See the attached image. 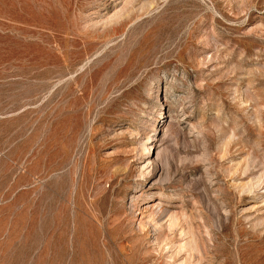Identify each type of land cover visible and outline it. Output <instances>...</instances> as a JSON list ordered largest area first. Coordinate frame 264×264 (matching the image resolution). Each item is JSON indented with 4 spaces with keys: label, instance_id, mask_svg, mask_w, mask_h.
Here are the masks:
<instances>
[{
    "label": "rangeland",
    "instance_id": "obj_1",
    "mask_svg": "<svg viewBox=\"0 0 264 264\" xmlns=\"http://www.w3.org/2000/svg\"><path fill=\"white\" fill-rule=\"evenodd\" d=\"M0 264H264V0H0Z\"/></svg>",
    "mask_w": 264,
    "mask_h": 264
},
{
    "label": "bare ground",
    "instance_id": "obj_2",
    "mask_svg": "<svg viewBox=\"0 0 264 264\" xmlns=\"http://www.w3.org/2000/svg\"><path fill=\"white\" fill-rule=\"evenodd\" d=\"M173 185V184H172ZM58 260V259H57Z\"/></svg>",
    "mask_w": 264,
    "mask_h": 264
}]
</instances>
